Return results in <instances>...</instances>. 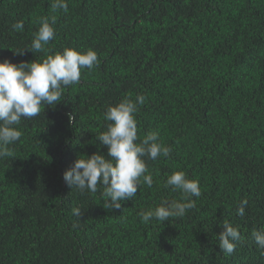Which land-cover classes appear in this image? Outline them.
Listing matches in <instances>:
<instances>
[{
    "label": "trees",
    "instance_id": "trees-1",
    "mask_svg": "<svg viewBox=\"0 0 264 264\" xmlns=\"http://www.w3.org/2000/svg\"><path fill=\"white\" fill-rule=\"evenodd\" d=\"M52 2L0 0V60L75 47L94 49L100 63L23 119L14 157L0 158V264H264L252 236L264 229V0H68L67 13ZM51 15L52 53L27 50ZM137 94L138 136L158 130L172 151L146 159L151 188L106 209L103 185L81 192L63 173L79 156H107L96 139L104 113ZM177 170L199 179L195 207L143 223L140 212L180 198L164 187ZM225 220L241 233L231 255L219 247Z\"/></svg>",
    "mask_w": 264,
    "mask_h": 264
},
{
    "label": "clouds",
    "instance_id": "clouds-1",
    "mask_svg": "<svg viewBox=\"0 0 264 264\" xmlns=\"http://www.w3.org/2000/svg\"><path fill=\"white\" fill-rule=\"evenodd\" d=\"M68 12V0H53L51 11ZM56 15L38 19L39 28L33 33L30 49L33 53H52L46 46L56 36ZM13 30L23 31L22 21L12 25ZM23 52L17 53L22 54ZM100 61L97 52L88 48L65 47L63 51L47 54L42 60L19 64L5 58L0 60V158L14 157V145L23 135L19 127L25 118L38 116L45 106H53L62 100L67 88L78 84L83 70H94ZM145 97L137 94L133 100L125 96L115 105H109L104 113L106 130L96 139L107 147V156L99 152L90 156H79L73 165L63 173L69 187L75 186L81 192L95 193L97 185H103V207L120 209L121 202L133 199L141 184L151 188L153 176L149 172L147 160L156 161L159 157H169L171 148L160 138L159 131H150L140 139L136 115ZM164 187L173 192L179 191V199L162 198L155 208L139 213L141 221L152 219L160 222L169 218L183 217L187 210L195 207L193 197L201 196L198 178H189L185 171L177 170L168 175ZM247 200L237 209V215H245ZM74 213L80 215V210ZM219 234V247L225 255H231L236 242L241 239L238 227L225 220ZM257 247L264 250V229L252 233Z\"/></svg>",
    "mask_w": 264,
    "mask_h": 264
}]
</instances>
